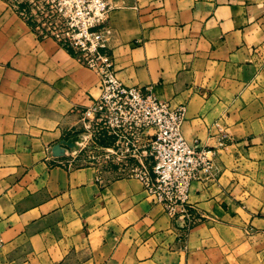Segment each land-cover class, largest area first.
<instances>
[{"label":"crops","instance_id":"0c3cea01","mask_svg":"<svg viewBox=\"0 0 264 264\" xmlns=\"http://www.w3.org/2000/svg\"><path fill=\"white\" fill-rule=\"evenodd\" d=\"M108 2L119 79L183 106L189 142L226 134L220 173L192 183L188 225L99 173L92 135L72 153L100 78L0 0V264H264V0Z\"/></svg>","mask_w":264,"mask_h":264},{"label":"built area","instance_id":"2783aa9c","mask_svg":"<svg viewBox=\"0 0 264 264\" xmlns=\"http://www.w3.org/2000/svg\"><path fill=\"white\" fill-rule=\"evenodd\" d=\"M16 7L39 37L55 40L99 76L100 96L82 113L85 130L118 138L114 154L135 158L138 170L131 176L152 202L169 217L193 224L191 185L216 180L217 156L228 147L229 137L221 134L219 147L212 149L189 142L183 106L158 99L149 87L127 86L119 79L107 39L108 0H16Z\"/></svg>","mask_w":264,"mask_h":264},{"label":"rangeland","instance_id":"374dc122","mask_svg":"<svg viewBox=\"0 0 264 264\" xmlns=\"http://www.w3.org/2000/svg\"><path fill=\"white\" fill-rule=\"evenodd\" d=\"M82 123L84 127L83 120ZM90 132H92V130L86 131L84 127V131L81 133V135H79L80 137L77 138L83 142L85 138L84 136H86V134L89 135ZM82 142L79 145L78 150L80 147H82ZM118 142V138L109 136L104 131L92 134V139L88 140L85 150L81 151V155L87 156L88 162L91 163L93 167H95V169L101 174H107L110 177L135 175L136 171L138 170L135 158L131 157V154H126L125 157L114 154ZM121 143L122 141L120 142V145ZM77 151L72 150V153H76ZM55 153L56 155H59L63 152L60 151L59 148H56ZM245 245H247L246 241ZM239 252H242L241 246L239 249L230 247L228 251L229 260L226 262V264H242L240 259L234 260V258L236 259ZM254 254L255 253L252 249L242 254V256H245V264H254L252 259L254 258Z\"/></svg>","mask_w":264,"mask_h":264},{"label":"bare ground","instance_id":"6f19581e","mask_svg":"<svg viewBox=\"0 0 264 264\" xmlns=\"http://www.w3.org/2000/svg\"><path fill=\"white\" fill-rule=\"evenodd\" d=\"M82 140L78 139V138H74L72 139V141L70 142V145L72 147L73 151H77L79 148V145L81 144Z\"/></svg>","mask_w":264,"mask_h":264}]
</instances>
